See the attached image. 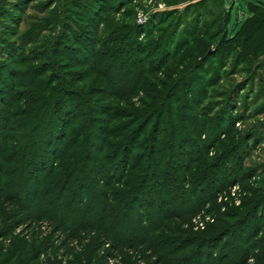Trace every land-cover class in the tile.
Segmentation results:
<instances>
[{"label": "rangeland", "instance_id": "rangeland-1", "mask_svg": "<svg viewBox=\"0 0 264 264\" xmlns=\"http://www.w3.org/2000/svg\"><path fill=\"white\" fill-rule=\"evenodd\" d=\"M201 1L0 0V264H264V33Z\"/></svg>", "mask_w": 264, "mask_h": 264}, {"label": "trees", "instance_id": "trees-1", "mask_svg": "<svg viewBox=\"0 0 264 264\" xmlns=\"http://www.w3.org/2000/svg\"><path fill=\"white\" fill-rule=\"evenodd\" d=\"M207 0H203L199 3H197L196 5H200L204 2H206ZM243 2L246 3V7L243 5ZM227 3H229L231 6L229 7V9H227L226 13H227V21H226V29H225V35H237V34H240L241 30L242 31H246L247 27H250V25H253L252 29L248 32V35L245 37V39H247V41L249 42H252V40H257V38L260 37L259 34H261V32L264 33V17L262 15H264V1H260V0H257L256 3H253V2H249L247 0H219V4L220 6H222L223 8L225 7V5H227ZM234 10H235V13H234ZM246 10V11H245ZM233 13L235 14V18H236V22L235 24L233 25L232 22H233ZM97 16V15H95ZM262 16V17H261ZM91 20H95L94 17H92ZM252 23V24H251ZM128 36L125 35V36H121V35H116V37L112 38V41L113 42H116L117 41V44L115 46H112L111 44L112 43H108L105 41V43H101L100 41H98V39H94V52H93V55H94V60H90L88 63L89 67L88 68H91L92 71H95V72H92L94 74H96L97 76L100 75L102 76L103 78L106 79L107 76H109V70H107L106 73H104L105 75H102V72H104V70L102 69L103 68V63L106 62L107 60V54H114V50H119L118 49V46L123 42V41H126L125 39L127 38ZM244 39V40H245ZM90 40V39H89ZM139 46V45H138ZM85 50L91 52V49L90 47H87L86 46H82ZM101 48V49H99ZM159 49V48H158ZM78 51H75V54L77 53ZM166 52H168V49L166 50ZM80 53V52H78ZM172 56H169L168 58L171 59ZM85 58V56H84ZM125 61H129V65H128V68H127V72H128V75L129 77L128 80L131 84L134 85V87L138 86V84L141 82H139V79L141 78V75L140 76H133V72L132 70L135 68L138 72H139V62H141L140 60L137 61L136 59H134V57H130L128 55H126V58H125ZM98 62V63H97ZM96 63L99 65V67H96ZM136 64L138 66H136ZM153 72V71H151ZM148 73L150 74V71H146L145 74L148 75ZM136 77V81L133 80V78ZM135 82V84H134ZM32 84V85H31ZM30 85L31 86H34L36 85V79L33 80V82L31 83ZM98 85V84H97ZM109 85V84H108ZM113 86H108V88H103L106 92H108L110 88H114L115 87V84H112ZM140 86V85H139ZM95 89V88H94ZM97 90L99 88H96ZM64 92V93H63ZM171 91H169V94L168 95H171L170 93ZM77 96V92L74 91V90H65V91H62L61 93H59V95L57 97H59V99L57 100V103L59 102L58 104V107L60 110V106H62L64 108V106H68L71 104V101L74 100ZM55 96V98H57ZM48 103H50L48 105ZM56 103V102H55ZM43 104L45 105L44 108H42L40 110V115L43 116L45 113L44 111H48V109L50 108L51 111H55L56 108L54 106L53 107H50V105L52 104L51 102L49 101H46V99H43ZM161 105H150L148 106V113H144V112H141L140 114H145L146 117H149V114H156L157 117L159 118H162V115L164 114V108L163 107H160ZM49 107V108H48ZM71 108L68 109V113L72 114L71 117L72 119L75 118V112L74 111H70ZM44 110V111H43ZM41 111H43V113H41ZM46 111V113H47ZM50 111V112H51ZM168 115L171 117L172 114L171 113H168ZM70 117V118H71ZM68 120V118H66ZM163 119V118H162ZM49 124V123H47ZM46 125V124H45ZM68 126V125H67ZM67 126L63 127L64 129L67 128ZM171 126L174 128L176 126V123L175 122H171ZM195 127L199 128V127H202V125L200 126L199 124H197V126L195 125ZM119 130V131H118ZM140 128L139 127H136V129L134 130H130V132H126L124 135V139L122 141V144L124 147H128V149H130V151H132V147H133V144H134V141L133 139L139 134V131ZM121 131H124L122 129H118V127H114L112 128V132L109 133V138H114L116 136H118V134H116V132L120 133ZM68 132H63V133H60L62 134V136H57V138L59 139H62V137H64L63 135H68L67 134ZM108 135V133H107ZM56 138V137H55ZM108 137L106 136V138H102V141H103V144L106 146V147H101L102 149H105V148H108L107 146H110L111 148L110 149H113L115 150L116 148H119L121 147V143L120 142H117V143H111V144H108L110 141L109 139H107ZM151 140L153 141H160V136H157L155 135L154 133L149 137ZM54 140V139H52ZM162 147H166V144L164 145L165 141H162ZM161 143H158V144H161ZM177 146H179L178 144H176ZM181 147V146H179ZM159 148L160 147H152L150 150H149V154L147 157H146V160L149 161V163H147V165H150L148 167H146V169H148L149 171L151 169H153V162L158 160L159 158V161L160 162V165L162 166V164L164 165L165 164V158L159 154ZM102 149H99L98 148V151H101ZM161 150V149H160ZM163 153V151H162ZM132 154H129L128 157L126 158V162L127 164L129 165L131 163V159H132ZM144 158V155H140L139 154V161ZM158 161V162H159ZM168 164V163H167ZM169 165V164H168ZM155 171L156 173L160 170V166L157 164L155 165ZM162 168V167H161ZM141 170V169H140ZM154 172V170H153ZM145 173V171H144ZM147 174V171L146 173ZM140 179V178H139ZM158 179V178H157ZM158 182V180L156 181V183ZM141 183L145 184V181H141Z\"/></svg>", "mask_w": 264, "mask_h": 264}, {"label": "crops", "instance_id": "crops-1", "mask_svg": "<svg viewBox=\"0 0 264 264\" xmlns=\"http://www.w3.org/2000/svg\"><path fill=\"white\" fill-rule=\"evenodd\" d=\"M247 1L256 3L257 0H247ZM260 1H264V0H260Z\"/></svg>", "mask_w": 264, "mask_h": 264}]
</instances>
